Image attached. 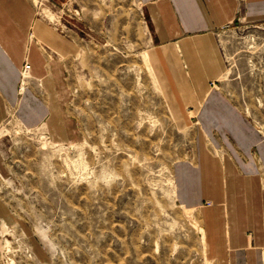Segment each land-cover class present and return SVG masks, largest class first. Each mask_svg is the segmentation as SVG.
Returning <instances> with one entry per match:
<instances>
[{"label": "rangeland", "instance_id": "obj_1", "mask_svg": "<svg viewBox=\"0 0 264 264\" xmlns=\"http://www.w3.org/2000/svg\"><path fill=\"white\" fill-rule=\"evenodd\" d=\"M26 1L32 23L72 47L30 25L12 82L0 79V264H234L230 186L196 205L181 195L200 148L222 163L226 148L164 79L143 1ZM217 38L226 71L210 86L264 139V23L235 21ZM259 177L264 193L262 165Z\"/></svg>", "mask_w": 264, "mask_h": 264}, {"label": "crops", "instance_id": "obj_2", "mask_svg": "<svg viewBox=\"0 0 264 264\" xmlns=\"http://www.w3.org/2000/svg\"><path fill=\"white\" fill-rule=\"evenodd\" d=\"M142 1L151 31L159 40L155 52L164 79L177 82L180 101L194 106L211 140L218 136L215 146L226 148L223 163L201 147L200 171L181 169L183 202L196 205L205 199L201 197L204 189L217 198L220 188L230 186L227 224L233 262L257 264L264 245V193L259 179L264 139L242 110L211 88L210 82L221 80L226 71L217 32L235 21L264 23V0ZM32 19L33 9L26 0H0V79L5 87L12 82L13 65L18 64L26 46L30 25L36 38L50 47L61 51L72 47L39 21L33 24ZM35 48L30 45V59L37 69L33 67V73L41 71L42 63ZM32 105L30 110L35 112ZM216 223H222L220 217Z\"/></svg>", "mask_w": 264, "mask_h": 264}, {"label": "built area", "instance_id": "obj_3", "mask_svg": "<svg viewBox=\"0 0 264 264\" xmlns=\"http://www.w3.org/2000/svg\"><path fill=\"white\" fill-rule=\"evenodd\" d=\"M30 68L29 64L25 65V69L28 70Z\"/></svg>", "mask_w": 264, "mask_h": 264}]
</instances>
